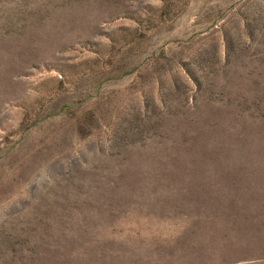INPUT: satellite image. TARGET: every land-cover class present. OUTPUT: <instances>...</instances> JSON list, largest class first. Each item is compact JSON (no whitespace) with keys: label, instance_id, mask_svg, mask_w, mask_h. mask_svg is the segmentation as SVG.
Returning a JSON list of instances; mask_svg holds the SVG:
<instances>
[{"label":"rangeland","instance_id":"rangeland-1","mask_svg":"<svg viewBox=\"0 0 264 264\" xmlns=\"http://www.w3.org/2000/svg\"><path fill=\"white\" fill-rule=\"evenodd\" d=\"M0 264H264V0H0Z\"/></svg>","mask_w":264,"mask_h":264}]
</instances>
